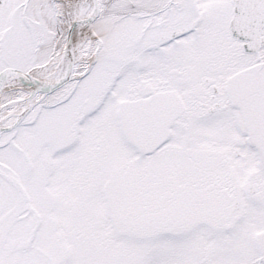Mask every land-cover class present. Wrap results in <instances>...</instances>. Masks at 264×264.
Returning <instances> with one entry per match:
<instances>
[{
	"label": "snow or ice",
	"instance_id": "snow-or-ice-1",
	"mask_svg": "<svg viewBox=\"0 0 264 264\" xmlns=\"http://www.w3.org/2000/svg\"><path fill=\"white\" fill-rule=\"evenodd\" d=\"M0 264H264V0H0Z\"/></svg>",
	"mask_w": 264,
	"mask_h": 264
}]
</instances>
